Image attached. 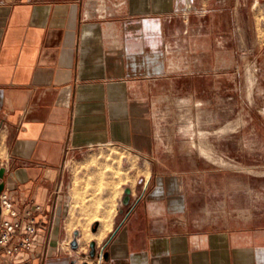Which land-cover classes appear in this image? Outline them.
<instances>
[{
	"label": "crops",
	"instance_id": "crops-1",
	"mask_svg": "<svg viewBox=\"0 0 264 264\" xmlns=\"http://www.w3.org/2000/svg\"><path fill=\"white\" fill-rule=\"evenodd\" d=\"M179 0H0V163L14 205H51L30 253L0 264H264L248 226L173 222L161 195L121 193L98 249L71 246L65 158L114 145L152 164L157 81ZM263 237V235H262ZM98 250V251H97Z\"/></svg>",
	"mask_w": 264,
	"mask_h": 264
},
{
	"label": "rangeland",
	"instance_id": "rangeland-1",
	"mask_svg": "<svg viewBox=\"0 0 264 264\" xmlns=\"http://www.w3.org/2000/svg\"><path fill=\"white\" fill-rule=\"evenodd\" d=\"M179 1L153 101L158 162L114 145L65 158L73 248L88 251L124 188L150 176L169 220L248 226L264 242V0Z\"/></svg>",
	"mask_w": 264,
	"mask_h": 264
},
{
	"label": "built area",
	"instance_id": "built-area-1",
	"mask_svg": "<svg viewBox=\"0 0 264 264\" xmlns=\"http://www.w3.org/2000/svg\"><path fill=\"white\" fill-rule=\"evenodd\" d=\"M1 166H3L2 163H0ZM2 181L3 179L0 178V183ZM61 185L58 192L61 191ZM9 191L4 186L0 192V255L11 256L17 253H30L41 225L40 216L50 212L51 205L45 206L42 203L34 202L18 209L15 207ZM76 243H79L78 238L75 239V245ZM95 244L91 242L88 251L83 252L88 255L91 251L98 249ZM75 249L82 251L79 247Z\"/></svg>",
	"mask_w": 264,
	"mask_h": 264
},
{
	"label": "water",
	"instance_id": "water-1",
	"mask_svg": "<svg viewBox=\"0 0 264 264\" xmlns=\"http://www.w3.org/2000/svg\"><path fill=\"white\" fill-rule=\"evenodd\" d=\"M5 172H6V169H5V167H3V166H1L0 167V178H4V176H5ZM4 186H5V184H4V182L2 181L1 183H0V192L4 189Z\"/></svg>",
	"mask_w": 264,
	"mask_h": 264
},
{
	"label": "bare ground",
	"instance_id": "bare-ground-1",
	"mask_svg": "<svg viewBox=\"0 0 264 264\" xmlns=\"http://www.w3.org/2000/svg\"><path fill=\"white\" fill-rule=\"evenodd\" d=\"M105 226V225H104Z\"/></svg>",
	"mask_w": 264,
	"mask_h": 264
}]
</instances>
